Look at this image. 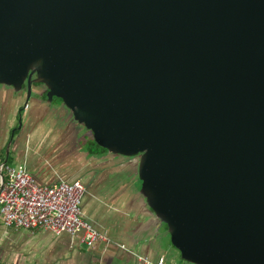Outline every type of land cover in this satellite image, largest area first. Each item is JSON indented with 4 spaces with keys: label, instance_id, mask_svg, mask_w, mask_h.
Masks as SVG:
<instances>
[{
    "label": "water",
    "instance_id": "water-1",
    "mask_svg": "<svg viewBox=\"0 0 264 264\" xmlns=\"http://www.w3.org/2000/svg\"><path fill=\"white\" fill-rule=\"evenodd\" d=\"M0 85L134 161L184 262L264 264V0H0Z\"/></svg>",
    "mask_w": 264,
    "mask_h": 264
},
{
    "label": "crops",
    "instance_id": "crops-1",
    "mask_svg": "<svg viewBox=\"0 0 264 264\" xmlns=\"http://www.w3.org/2000/svg\"><path fill=\"white\" fill-rule=\"evenodd\" d=\"M93 143L92 133L59 103H47L43 86H34L28 100L26 91L0 85V165L26 169L41 186L81 180L84 218L110 241L88 248L82 235L9 228L0 216L1 263L167 264L169 236L144 205L134 161L99 152Z\"/></svg>",
    "mask_w": 264,
    "mask_h": 264
},
{
    "label": "built area",
    "instance_id": "built-area-1",
    "mask_svg": "<svg viewBox=\"0 0 264 264\" xmlns=\"http://www.w3.org/2000/svg\"><path fill=\"white\" fill-rule=\"evenodd\" d=\"M86 193L81 180L61 181L53 186L38 185L24 168L0 165V216L9 228L49 230L55 235H82L84 244L94 248L110 245L107 236L84 218L82 201ZM122 251L125 246L117 245ZM143 264H166L163 259Z\"/></svg>",
    "mask_w": 264,
    "mask_h": 264
},
{
    "label": "rangeland",
    "instance_id": "rangeland-1",
    "mask_svg": "<svg viewBox=\"0 0 264 264\" xmlns=\"http://www.w3.org/2000/svg\"><path fill=\"white\" fill-rule=\"evenodd\" d=\"M167 264H187L184 262L178 253L177 250H175L173 247L169 249L168 253H165ZM0 257H1V252H0ZM2 261V260H1ZM3 264H14L12 260H3Z\"/></svg>",
    "mask_w": 264,
    "mask_h": 264
},
{
    "label": "trees",
    "instance_id": "trees-1",
    "mask_svg": "<svg viewBox=\"0 0 264 264\" xmlns=\"http://www.w3.org/2000/svg\"><path fill=\"white\" fill-rule=\"evenodd\" d=\"M54 101H55V102H61V100H59V99H55ZM93 145L95 146V148H96L99 152H104V154L107 153V152L105 151V149L101 148V147H100L95 141H94ZM0 264H3V263H1V261H0Z\"/></svg>",
    "mask_w": 264,
    "mask_h": 264
}]
</instances>
